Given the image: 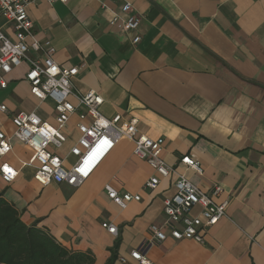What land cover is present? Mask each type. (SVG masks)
I'll return each mask as SVG.
<instances>
[{"label": "crops", "instance_id": "obj_1", "mask_svg": "<svg viewBox=\"0 0 264 264\" xmlns=\"http://www.w3.org/2000/svg\"><path fill=\"white\" fill-rule=\"evenodd\" d=\"M123 1L37 0L27 13L35 37L54 47L55 62L79 67L72 91H96L103 116L136 117L139 133L162 137V157L175 173L145 188L154 171L133 154L132 141L121 138L81 185L42 186L33 167L22 166L32 149L12 138L2 160L18 174L9 183L0 177V193L24 223L70 250L91 253L93 264L112 255L113 264L118 255L137 264L129 258L136 248L150 264H264V0H126L140 15L137 43L110 24ZM0 26L11 35L10 25L0 20ZM27 69L23 62L4 75L0 130L6 133L19 111L54 123V104L30 94ZM77 121L76 114L69 117L65 142L52 149L65 166L74 160L69 149L78 138ZM183 155L194 158L202 174L181 164ZM178 173L204 190L218 183L216 200H227L226 216L203 243L171 237L151 243L148 226L164 222L163 200L173 194ZM106 183L140 200L120 208ZM105 221L117 226V235L101 226Z\"/></svg>", "mask_w": 264, "mask_h": 264}, {"label": "built area", "instance_id": "obj_2", "mask_svg": "<svg viewBox=\"0 0 264 264\" xmlns=\"http://www.w3.org/2000/svg\"><path fill=\"white\" fill-rule=\"evenodd\" d=\"M36 1L0 0V20L12 28L10 35L0 26V89L7 86L4 75L25 62L28 65L25 79L29 84L30 94L39 102L50 99L56 114L54 123H49L42 120L35 111H19L11 117V133L0 130L2 181L9 183L18 174L16 168L2 160L12 151V138L32 149V156L22 161V166L33 167V177L40 185L65 183L71 187L81 185L118 140L127 138L133 143V154L145 160L153 169L154 175L147 179L144 187L154 189L159 183V178H166L175 173V168L162 157L163 138H151L139 133L136 117L121 120L119 114L111 118L103 116L99 110L103 97L96 91L90 90L81 95L72 91L71 78L78 74L79 67L59 65L52 57L54 47L49 42H40L35 37L27 7ZM120 11V14L113 15L110 24L131 33V42L137 43L140 37L135 32L140 15L134 12L131 3L126 0L122 2ZM32 52H40L42 57L37 58ZM70 97H74L77 103L71 102ZM0 111H6L4 104H0ZM72 114L78 117V138L69 149V154L74 160L69 166H65V159L52 149L59 148L65 142L64 125ZM179 161L187 168L202 174L199 163L190 155H183ZM173 185V194L163 200L164 222L148 226L149 241L163 242L171 237L175 240L191 239L203 243L209 229L226 216L227 200H216L222 192V187L214 183L210 190H204L180 173L176 174ZM104 190L120 208H125L132 200H140L137 194L119 193L109 183L104 185ZM101 226L108 233L117 235L118 229L113 223L105 221ZM129 258L137 264H150L143 248L131 250ZM127 262L128 258L125 256L116 257L118 264Z\"/></svg>", "mask_w": 264, "mask_h": 264}, {"label": "trees", "instance_id": "obj_3", "mask_svg": "<svg viewBox=\"0 0 264 264\" xmlns=\"http://www.w3.org/2000/svg\"><path fill=\"white\" fill-rule=\"evenodd\" d=\"M115 255L106 264H113ZM89 252L70 250L46 230L24 223L0 193V264H93Z\"/></svg>", "mask_w": 264, "mask_h": 264}, {"label": "snow or ice", "instance_id": "obj_4", "mask_svg": "<svg viewBox=\"0 0 264 264\" xmlns=\"http://www.w3.org/2000/svg\"><path fill=\"white\" fill-rule=\"evenodd\" d=\"M6 170H8V169H6Z\"/></svg>", "mask_w": 264, "mask_h": 264}]
</instances>
